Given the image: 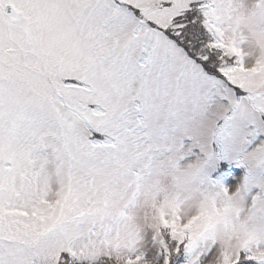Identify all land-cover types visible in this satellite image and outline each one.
<instances>
[{
  "label": "snow or ice",
  "instance_id": "obj_1",
  "mask_svg": "<svg viewBox=\"0 0 264 264\" xmlns=\"http://www.w3.org/2000/svg\"><path fill=\"white\" fill-rule=\"evenodd\" d=\"M0 264H264V0H0Z\"/></svg>",
  "mask_w": 264,
  "mask_h": 264
}]
</instances>
